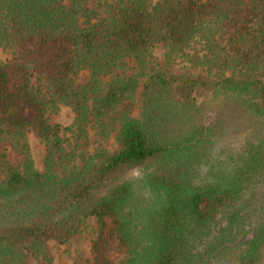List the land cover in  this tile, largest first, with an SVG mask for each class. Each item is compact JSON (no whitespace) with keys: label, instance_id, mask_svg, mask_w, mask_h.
<instances>
[{"label":"trees","instance_id":"obj_1","mask_svg":"<svg viewBox=\"0 0 264 264\" xmlns=\"http://www.w3.org/2000/svg\"><path fill=\"white\" fill-rule=\"evenodd\" d=\"M94 1L0 0V264H264V0Z\"/></svg>","mask_w":264,"mask_h":264},{"label":"rangeland","instance_id":"obj_2","mask_svg":"<svg viewBox=\"0 0 264 264\" xmlns=\"http://www.w3.org/2000/svg\"><path fill=\"white\" fill-rule=\"evenodd\" d=\"M89 7L93 8L95 6L94 0H89ZM112 0H106V2H111ZM151 3L156 0H149ZM162 52L163 48L159 44L153 49V56L158 62H162ZM7 54L0 49V59H4ZM171 72L179 73L183 70H188L194 77L206 79L207 76L204 71L199 68L187 69L182 63H174L172 66L168 67ZM88 77V72L86 69L79 70L74 76V82L83 84L86 82ZM264 84V78H263ZM139 91V89H138ZM73 114L68 109V107L60 105L58 110L54 113H49L47 115L48 121L50 123H57L61 126H65L71 123ZM90 140H93L92 132H90ZM25 143L29 156L33 161V165L36 169H41V158L44 155V146L39 143L32 135H25ZM112 139H109L105 147L112 148ZM0 150L4 151L7 162L10 165L18 166L21 162V154L18 151L11 150L9 145L5 142L0 141ZM94 225L92 220H88L82 230L70 237V239L63 244H58L52 240L46 241L45 245L47 248V255L50 257L51 264H89L90 253H89V243L92 237ZM24 264H41V261L33 258L31 255H27Z\"/></svg>","mask_w":264,"mask_h":264}]
</instances>
